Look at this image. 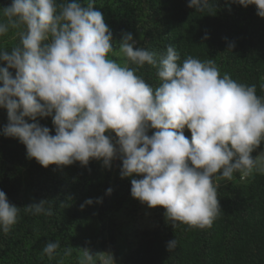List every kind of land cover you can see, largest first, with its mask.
<instances>
[{
  "label": "clouds",
  "instance_id": "clouds-1",
  "mask_svg": "<svg viewBox=\"0 0 264 264\" xmlns=\"http://www.w3.org/2000/svg\"><path fill=\"white\" fill-rule=\"evenodd\" d=\"M235 2L255 5L264 18V0ZM94 3L12 0L3 7L0 36L18 30L20 43L11 51L0 49V62L7 65L0 67V107L8 119L2 134L18 138L27 156L45 168L75 161L86 166L90 159H102L108 167L119 152L122 178L143 175L131 180L132 197L150 208L162 206L168 221L211 227L221 212L216 181H231L237 172L241 179L264 174V152L251 156L264 141V97L256 94V85L221 76L212 60L189 56L180 63L171 45L164 54L134 50L131 32L123 34L119 53L114 52L112 32ZM188 7L202 12L209 0H189ZM110 54H122L136 67ZM145 65L156 70L158 87L137 75ZM37 117H52L55 135ZM150 128L156 130L151 136ZM106 131L115 133L118 149ZM44 203L26 210L52 215ZM92 203L88 199L81 208ZM19 211L0 190V231H10ZM176 245V239L169 241L168 251ZM59 248V241L48 242L43 253L53 259ZM80 250L77 264H115L111 253ZM72 251L65 248L63 256Z\"/></svg>",
  "mask_w": 264,
  "mask_h": 264
},
{
  "label": "trees",
  "instance_id": "trees-1",
  "mask_svg": "<svg viewBox=\"0 0 264 264\" xmlns=\"http://www.w3.org/2000/svg\"><path fill=\"white\" fill-rule=\"evenodd\" d=\"M81 2L86 6L88 0ZM11 3L0 0V13ZM188 3L95 0L93 8L102 13L112 32L114 52L119 51L123 34L131 32L136 41L134 50L143 47L164 54L171 45L180 63L189 56L212 60L221 76L228 74L239 83L256 85V94L264 97V18L257 15L256 6L244 7L235 0H209L210 7L201 12L188 7ZM17 31L0 36V49L11 51L19 45ZM230 44L233 47L229 50ZM110 58L117 57L110 54ZM6 66V62H0V67ZM9 71L15 76V69ZM137 75L153 88L161 83L149 65L139 68ZM25 120L33 122L27 117ZM37 122L55 135L52 117H37ZM7 123V110L0 107V190L11 205L20 208L10 231H0V264H77L80 249L97 254L104 253L108 245L115 264H264V174L254 172L241 179L237 172L231 181L217 180L221 212L211 227L201 229L164 221L159 212L148 216L143 213L131 195V180L142 179L143 175L122 178V157L116 165L113 157L108 167L103 166L102 159H90L86 166L75 161L45 168L27 156L26 146L18 138L2 134ZM183 132L190 140V130L185 128ZM259 152H264V141L251 156L255 158ZM108 189L110 194H106ZM98 198L100 203H96ZM88 199L93 203L81 208ZM40 200H45L44 207L50 208L52 215H34L26 210ZM119 218L125 222L122 228ZM140 219H146L148 225L136 230L131 223ZM173 239L177 245L168 251L167 244ZM55 241L60 248L49 259L43 249ZM122 243L126 255L119 258ZM69 247L72 255L64 257L63 250Z\"/></svg>",
  "mask_w": 264,
  "mask_h": 264
},
{
  "label": "rangeland",
  "instance_id": "rangeland-1",
  "mask_svg": "<svg viewBox=\"0 0 264 264\" xmlns=\"http://www.w3.org/2000/svg\"><path fill=\"white\" fill-rule=\"evenodd\" d=\"M116 53H119V51H117ZM117 58H116V60H117V62H119V63H121V64H123V63H125L126 62V60H125V57L122 55V54H118V55H115ZM156 130L155 129H148V131H147V135H149V136H151L154 132H155ZM105 135H107V136H110L111 138H112V142H113V144H114V147H116L117 149H118V145L116 144V140L118 139L116 136H115V133L114 132H111V131H106V133H105ZM261 152H259L258 153V155L260 154ZM257 155V156H258ZM119 157H122V154H120L119 152H117V154L114 156V161H115V165H116V162H117V160H118V158ZM138 200V199H137ZM138 203H139V206L141 207V211L143 212V213H146L147 214V216L149 215V213L150 214H155L156 212H159L160 213V215L162 216V219L164 220V221H167V219H166V217H165V212H166V209L164 208L163 210H161V208H159L158 206H156V207H153V208H150L146 203H143V202H141L140 200H138ZM159 209V210H158ZM121 212V211H120ZM119 220V227H121L122 228V226H124L125 225V222H124V219H123V221L119 218L118 219ZM147 223V220L146 219H140L138 222H135V223H131V225L132 224H134V226H135V229L136 230H138V229H142V228H144V227H146V225H148V223ZM145 223V224H144ZM137 224H139V225H137ZM130 226V225H129ZM126 234H128V233H126ZM120 241H121V239H120ZM97 246H98V243L96 244ZM122 245V250H120L121 252H120V256H119V258L121 257V258H123V256H125L124 255V253H125V251L124 250H126V247L125 248H123V243L121 244ZM96 246V248H98ZM93 246H89V248H92ZM105 251H103L104 253H111V255H112V257H113V253H112V248H111V246H107L105 249H104ZM113 260H114V258H113ZM115 261V260H114Z\"/></svg>",
  "mask_w": 264,
  "mask_h": 264
}]
</instances>
